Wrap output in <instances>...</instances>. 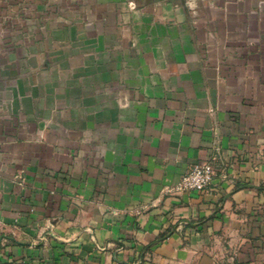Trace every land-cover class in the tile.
Wrapping results in <instances>:
<instances>
[{
    "label": "crops",
    "instance_id": "obj_1",
    "mask_svg": "<svg viewBox=\"0 0 264 264\" xmlns=\"http://www.w3.org/2000/svg\"><path fill=\"white\" fill-rule=\"evenodd\" d=\"M0 264H264V0H0Z\"/></svg>",
    "mask_w": 264,
    "mask_h": 264
},
{
    "label": "built area",
    "instance_id": "obj_2",
    "mask_svg": "<svg viewBox=\"0 0 264 264\" xmlns=\"http://www.w3.org/2000/svg\"><path fill=\"white\" fill-rule=\"evenodd\" d=\"M218 171V167L211 161L195 164L189 168L173 186V191L178 193L199 192L209 189Z\"/></svg>",
    "mask_w": 264,
    "mask_h": 264
}]
</instances>
